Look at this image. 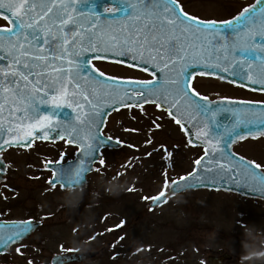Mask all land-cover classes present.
Returning a JSON list of instances; mask_svg holds the SVG:
<instances>
[{
    "label": "snow or ice",
    "instance_id": "snow-or-ice-1",
    "mask_svg": "<svg viewBox=\"0 0 264 264\" xmlns=\"http://www.w3.org/2000/svg\"><path fill=\"white\" fill-rule=\"evenodd\" d=\"M88 6L89 0H0V18L7 22L0 26V148L53 138L78 145L75 173L62 174L55 167L50 180L53 187H68L90 170L87 158L106 139L101 135L106 110L136 106L143 112L151 103L189 134V145L204 149L192 172L171 181V194L231 179L233 173L264 188V173L257 171L262 166L230 150L238 140L264 136V104L256 105L259 112L247 102L243 108L214 105L192 83L200 67L201 76L247 81L264 92V0L220 22L190 15L182 0H121L120 8L104 9L125 13L115 21L103 19L95 8L88 15L80 11ZM109 30L111 39L101 43ZM123 57L130 58L129 67L144 72L151 66L153 79L105 78L91 64L93 59L122 62ZM65 106L72 114L61 116ZM221 112H232L234 120L217 123ZM242 126L248 131H240ZM171 156L169 151L165 158ZM166 194L167 185L150 199L159 203ZM30 225L21 222L10 234L0 233V247L20 241Z\"/></svg>",
    "mask_w": 264,
    "mask_h": 264
},
{
    "label": "rangeland",
    "instance_id": "rangeland-1",
    "mask_svg": "<svg viewBox=\"0 0 264 264\" xmlns=\"http://www.w3.org/2000/svg\"><path fill=\"white\" fill-rule=\"evenodd\" d=\"M204 16H211V14H204ZM0 24L4 22L0 20ZM116 73L123 74L119 71ZM204 90L206 92L216 90V94L226 92L220 86H213V89L204 86ZM155 112L161 114V116H155L162 119L168 130L175 134L178 133V127L169 117L157 109ZM117 117L113 118L112 123L114 121L124 126L123 137L129 144L113 154L107 153L104 157L102 156L105 163L96 165V170L90 175L85 190L81 192L49 190L46 189L44 183L42 189L34 186L29 189L23 187L18 191L19 193H16L15 198V195L7 193L3 189L5 187L1 186L0 196H8L7 201L1 198V204L6 206L13 204L3 216H21L25 214L26 209H29L37 219H43V226L28 240V253L25 252V256L31 258L32 263L39 264L48 262L53 253L67 252L71 249H95L102 245L100 232L105 226L110 224L112 228H117L124 221H128L121 230L128 233V236H134L135 245H147V248H151L148 251L146 249V251L139 252L137 259L141 261L136 264H144L143 260L150 258L151 252H160L161 255L165 250L171 252L174 246V252L177 251L179 257H184V261L177 262L178 264H201V262L207 264L206 258L210 253L224 251L234 254V260L228 264H264V257H249L250 249H264L263 240L258 234L262 227L258 223L246 220L241 215L248 210L250 207L248 202L251 201L243 199L239 201L234 195L225 192L204 190L181 195L164 207L149 211L150 198L164 186L165 179L178 177L180 173L190 169L191 163L194 162L200 150L173 141L164 132L155 133L152 141L145 140L142 134L148 127L142 128L138 124L136 125L140 128L141 134L136 137L132 134L133 129L136 128L135 125L128 121L120 123ZM162 145L164 148H161ZM50 149L56 150L55 155L60 150ZM164 149L173 150L177 154L166 159ZM13 152L15 151L11 150L6 154L11 166L9 176L11 179L7 184L13 187L16 184L35 185V182H30L32 180L30 178H34L38 179L40 185L42 180L38 178L40 174L36 172L34 166L20 161V158L17 161ZM136 153L140 154L139 158L134 156ZM127 154L128 158L124 156ZM14 167L18 169L13 170ZM128 191L130 200H127L128 203L125 204L120 196ZM117 194L120 195L116 196ZM83 196L100 202V206L109 202H117L101 210V220H105L106 223L99 221L100 224L96 228H87L79 222L88 213V209L78 210ZM20 200H22V205H18ZM99 211L100 208L97 207L96 221H98ZM47 213H53V215L48 216ZM193 222L196 223L193 225L195 227L193 238H195L194 243L197 247L194 248L191 243L180 245L174 243L175 233L183 235V233L180 234L179 228ZM175 225L176 230L173 229ZM94 230L99 233L96 238L92 239L90 237L94 235ZM106 259L105 255L87 264H104ZM241 261L247 263H240ZM0 264L28 263L25 262V257L21 258L15 250L2 257Z\"/></svg>",
    "mask_w": 264,
    "mask_h": 264
},
{
    "label": "flooded vegetation",
    "instance_id": "flooded-vegetation-1",
    "mask_svg": "<svg viewBox=\"0 0 264 264\" xmlns=\"http://www.w3.org/2000/svg\"><path fill=\"white\" fill-rule=\"evenodd\" d=\"M183 6L185 10L192 16H196L200 20H212V21H224L233 18L236 16L240 11L243 10L244 7H248L250 5H253L255 3V0H182ZM112 6H108V8L121 7V0H117L111 4ZM121 12L120 14H124V12ZM204 14H211V16H204ZM94 64L97 68H99L101 71H103L105 74L109 76H115V77H131L135 79H141V80H152L153 76L150 75L147 72L142 71L140 68H133L129 67L127 64H118L114 62H108V61H94ZM191 71V69H189ZM116 71H119L123 74L116 73ZM201 68L198 67L196 72L193 74L195 79L192 81L194 86L196 87L197 91L201 93V96H208L211 99H217V98H229V99H235V100H244V101H250L254 103L264 104V92L259 91L258 88L249 89L244 86H241L239 84H234L225 80H221L216 77L212 76H201L200 75ZM204 86L208 87L209 89H213V86H220L221 89L225 90V93H219L216 94V90L214 92H206L204 90ZM256 87V86H255ZM215 93V94H212ZM159 110L160 113H163L164 115H167L166 112H163L161 109L156 108L153 104H146L144 105L145 111H141L138 107H131V108H124L121 110H118L116 112H113L111 115H109L108 120L106 122V125L103 129L104 134L109 135L111 137H114L120 141H122L124 144L129 143L124 137V126L122 124H117V122L112 123L113 118L117 117V120L122 122H131V124H134L136 128L133 129V135L138 137L141 134L140 128L136 124H138L142 128L148 127L146 131L143 132L142 137H145V140L152 141L155 137V133L164 132L167 136L170 137L173 141L180 142V144L187 145L191 148V146L188 145L186 133L177 126L174 121H171L178 127V133L175 134L168 130L165 127V123L162 121V119L157 118L155 115L161 116V114L156 113L155 109ZM124 116V117H122ZM121 118V119H120ZM125 118V120H124ZM156 124H160L161 127L157 128ZM188 127H191V125H188ZM150 130L151 133L149 132ZM149 138H146V137ZM144 140V139H143ZM53 144H59L62 145V150L66 152V156L63 158L56 157L54 153L48 152V145ZM66 140H60L56 143H46V142H40L37 141L30 149H10L4 153L5 159L7 163L9 164L8 159L6 158V154L13 150V151H20V153L13 152L14 157H17L18 160L20 156H24L23 158L27 163L30 165H33L36 172L40 174L38 178H41L42 181H40V185L38 183V179L30 178V182H35V185H20L16 184V186L8 185L7 182L11 179L10 176V164L7 169V175L5 177V181L0 183V193H1V186L3 185L4 190H6L7 193H10L12 195H15L16 193H19L20 189L24 188H33L37 187L39 189H42L41 187H44L43 184L47 183L49 177L52 176V172L45 167V164L49 161H67L74 157L76 152L79 150V146H69L65 148ZM233 149L251 159L252 161H255L256 163H259L262 166V170L264 172V137H259L256 139H246L243 140L237 144H233ZM34 150V151H32ZM117 150H110L108 148L104 149L102 151V156L104 157L105 154L110 153L113 154ZM167 152L164 151V153L167 155ZM172 153V156H175L177 152H174L173 150L170 151ZM258 155V156H257ZM69 156V157H68ZM128 158V154L124 155ZM135 157H140L139 153H136L134 155ZM132 155V157H134ZM171 156V157H172ZM103 157H101L103 159ZM100 163L97 164V166ZM12 169V168H11ZM18 169L17 167H14L13 170ZM91 174L88 175V182L89 177ZM34 179V180H33ZM47 187V186H46ZM48 188V187H47ZM56 190H62V187L57 185L54 187ZM76 191H79L78 189ZM84 197V196H83ZM1 198L5 199L7 201L8 196L2 195ZM90 197H84L82 201H80V205L78 207V210H84L86 211L89 205H91V199ZM2 199V201H3ZM23 199V198H21ZM253 202H255V206L253 207V210L250 212V216L253 218V220L259 224L262 228L258 231L259 238H264V200L253 198L251 199ZM10 201V200H8ZM14 201V200H13ZM22 200L18 203V205H22ZM13 204H9V206L2 205L0 202V219H6V220H25L27 218L34 217L31 214V211L29 209H26L25 214L21 216H3L5 215V212H7L9 209H11ZM55 213V212H54ZM10 215V213H8ZM48 216H51L49 213H47ZM85 215V214H84ZM47 217V216H44ZM85 220V217L83 216L80 223ZM27 242L22 243L21 245L26 244ZM21 258L25 257V262L28 264H33L32 260L28 258V256H25L26 253L19 254Z\"/></svg>",
    "mask_w": 264,
    "mask_h": 264
},
{
    "label": "water",
    "instance_id": "water-1",
    "mask_svg": "<svg viewBox=\"0 0 264 264\" xmlns=\"http://www.w3.org/2000/svg\"><path fill=\"white\" fill-rule=\"evenodd\" d=\"M92 1L93 0H89V2H92ZM111 110L112 109H109L107 112H109ZM248 128H251L253 130V128L250 127V126H248ZM248 128H245V127L240 128V131L247 132ZM23 145L24 144L15 145V146H23ZM104 145L118 146V144H116V142L111 140V139L106 140L105 143H103L101 145V147L104 146ZM6 147H8V146H4L3 148H6ZM96 159H97V157H96ZM96 159H94V160H96ZM251 183H254V182L252 180H249V177H244V176H240V175H238L236 173H233L231 179L225 177L223 180H219L215 184H213V183H208L206 185L197 184V185H195V186H193V187H191V188H189L187 190L197 189V188H204V187H211V188H217V189H220V188H222V189H233L235 191H239V192H242V193H245V194H248V195L264 194V189H257V188H248L247 189L246 187L241 186L243 184L244 185H249ZM76 184L77 183H75L73 185H70L69 187L75 186ZM171 190H172V185L170 187V190L167 192L166 197L164 198V200H166L169 196H172V195L176 194L177 192H180V191H177L174 194H171ZM162 202H159V203L152 202L150 207L152 208L155 205H158V204H160ZM38 224H39L38 222H32L31 225H30L29 232L25 233L26 235L24 234L25 235L24 237L25 238L30 237L32 232L34 231V229L36 228V226ZM10 245L7 246L6 250H8ZM6 250L4 248H2L1 252H4ZM101 251H102V249L95 250V251L75 252V253H73L71 255H56V256H54L52 258V263L51 264H63L64 262H72V261H76V262L85 261V260H87L89 258L97 256L98 254L101 253ZM230 258H231V256L229 254L225 253V254H223L221 256H209L208 257V261H209V264H224V261L226 259H230Z\"/></svg>",
    "mask_w": 264,
    "mask_h": 264
},
{
    "label": "trees",
    "instance_id": "trees-1",
    "mask_svg": "<svg viewBox=\"0 0 264 264\" xmlns=\"http://www.w3.org/2000/svg\"><path fill=\"white\" fill-rule=\"evenodd\" d=\"M135 243H136V241L134 240V239H130L129 240V243H128V246H129V249H130V251L134 248V245H135ZM176 243L177 244H180L179 243V241H177L176 240ZM173 248H175V246L173 247ZM175 250V249H174ZM177 251H175V252H166L167 254H169V256H173V254L174 253H176ZM168 256V257H169ZM162 258V259H161ZM132 259H133V257H132V253L130 252V259H129V262H131L132 261ZM160 261H157V258H152V260H148L147 262H146V264H170L169 263V261L170 262H172V260H167L166 258H165V256H164V254H163V257H160ZM122 261V260H121ZM121 261H119V264H121ZM173 264H178L177 263V261H175Z\"/></svg>",
    "mask_w": 264,
    "mask_h": 264
},
{
    "label": "clouds",
    "instance_id": "clouds-1",
    "mask_svg": "<svg viewBox=\"0 0 264 264\" xmlns=\"http://www.w3.org/2000/svg\"><path fill=\"white\" fill-rule=\"evenodd\" d=\"M249 257L250 258H253V257H255V258L264 257V249H259V250L256 249V248L250 249Z\"/></svg>",
    "mask_w": 264,
    "mask_h": 264
}]
</instances>
